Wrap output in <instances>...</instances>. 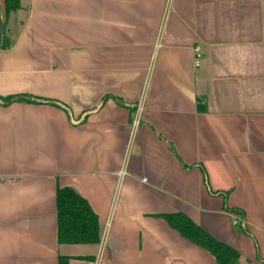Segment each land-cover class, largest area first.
<instances>
[{
  "label": "crops",
  "instance_id": "crops-1",
  "mask_svg": "<svg viewBox=\"0 0 264 264\" xmlns=\"http://www.w3.org/2000/svg\"><path fill=\"white\" fill-rule=\"evenodd\" d=\"M21 2L0 96L45 100L0 102V264H218L170 213L264 264V0ZM59 187L100 243L58 242Z\"/></svg>",
  "mask_w": 264,
  "mask_h": 264
},
{
  "label": "trees",
  "instance_id": "trees-1",
  "mask_svg": "<svg viewBox=\"0 0 264 264\" xmlns=\"http://www.w3.org/2000/svg\"><path fill=\"white\" fill-rule=\"evenodd\" d=\"M22 9L21 0H5V11L0 9V48H10L8 38V17L11 13ZM4 13V14H3ZM42 98L26 95L0 96V102L9 106L16 102H40ZM51 104L55 101L46 100ZM58 242L60 244H98L101 240L98 215L90 203L76 190L70 187L57 189ZM225 209H228L225 204ZM231 211H237L232 209ZM164 219L190 242L211 253L218 264H241L240 253L229 244L213 236L202 226L196 224L183 213L165 214ZM242 231L247 232L246 227ZM91 259V258H84ZM59 264H70L69 257H60Z\"/></svg>",
  "mask_w": 264,
  "mask_h": 264
},
{
  "label": "built area",
  "instance_id": "built-area-1",
  "mask_svg": "<svg viewBox=\"0 0 264 264\" xmlns=\"http://www.w3.org/2000/svg\"><path fill=\"white\" fill-rule=\"evenodd\" d=\"M200 58H201V51H200V48H197L196 49V62H197V64L200 63ZM136 124H137V122H135V125ZM236 223H237V221H236Z\"/></svg>",
  "mask_w": 264,
  "mask_h": 264
}]
</instances>
